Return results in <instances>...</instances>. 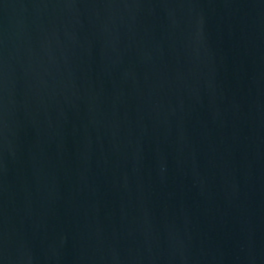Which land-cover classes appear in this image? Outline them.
<instances>
[{"label":"water","instance_id":"obj_1","mask_svg":"<svg viewBox=\"0 0 264 264\" xmlns=\"http://www.w3.org/2000/svg\"><path fill=\"white\" fill-rule=\"evenodd\" d=\"M0 264H264V0H0Z\"/></svg>","mask_w":264,"mask_h":264}]
</instances>
